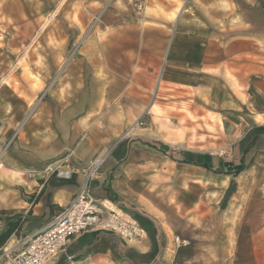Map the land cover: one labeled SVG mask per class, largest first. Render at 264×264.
Segmentation results:
<instances>
[{"label": "crops", "instance_id": "0c3cea01", "mask_svg": "<svg viewBox=\"0 0 264 264\" xmlns=\"http://www.w3.org/2000/svg\"><path fill=\"white\" fill-rule=\"evenodd\" d=\"M214 11L226 15L208 8L202 10L203 19L196 14L186 17L192 23L191 31L198 33L188 42L193 49L191 64L196 68L202 63L203 49L214 43L199 36L235 26L214 24L209 17ZM110 20L106 19L102 30V55L91 43L86 59L80 57L77 65L65 66L60 86L48 97L37 119L30 127L19 126V130L25 129L23 135L1 157L0 166L11 172L16 184L27 194H35L30 205L22 200L23 204L13 207L7 223L18 218L23 222L8 241L16 243L43 228L78 192L84 181L82 173L75 171L64 179L43 171L49 164L58 165L75 148L72 162L106 156L92 181L93 194L129 211L147 234L140 241H128L90 230L74 237L51 264H217V250L226 241L241 240L248 224L258 225L259 221L263 226V216L248 219L245 213L249 203L259 197L264 130L243 114L242 101L213 83L205 94L213 105L193 104L182 115L151 112L139 96L150 90L148 64L166 45L167 24L161 20L152 27ZM237 40L229 44L232 49L239 44L235 51L245 46ZM183 42L178 41L177 52L186 47ZM136 65L142 72L148 70L147 75L136 74ZM253 89L256 106L263 108L264 74L254 80ZM12 111L10 101L0 103V148L22 121V115L11 116ZM141 117L147 119L146 126L139 127L140 134L129 136ZM94 127L103 134L94 135ZM125 130L126 136L122 134ZM212 146L227 147L226 154L212 151ZM33 171L34 177L25 175ZM175 236L190 244L176 247ZM219 256V264H233L226 252Z\"/></svg>", "mask_w": 264, "mask_h": 264}, {"label": "rangeland", "instance_id": "374dc122", "mask_svg": "<svg viewBox=\"0 0 264 264\" xmlns=\"http://www.w3.org/2000/svg\"><path fill=\"white\" fill-rule=\"evenodd\" d=\"M208 8L226 13L223 16L211 12L209 17L214 24L223 27L230 22L235 26L199 36L213 41L216 46L213 43L203 49L200 54L202 63L200 68H196L191 64L193 49L188 42L198 33L191 31L192 23L186 17L196 14L203 19L202 10ZM107 18L112 19L111 23L124 20L155 27V23L162 20L167 24L166 45L159 56H153L152 63L148 64L151 71L150 90L139 96L146 100L151 112L182 115L193 104L213 105L205 95L209 91L208 84L213 83L222 92L242 101L245 105L243 114H248L253 123L264 130V107L256 106L253 94L254 80L264 74V0H0V103L10 101L13 104L11 116L22 115V121L12 129L5 145L0 148L1 164V157L8 146L25 131L19 130V126L30 127L48 97L60 86L65 66L77 65L80 57L86 59L91 43L94 45L92 49L102 55L101 43L105 39L102 30L106 28ZM237 39L245 45L239 51H235L239 44L237 48L229 47ZM179 40L184 41L186 47L177 52ZM54 60L56 63L53 64ZM83 66L86 67L85 64ZM135 67L136 74L147 75L148 70L142 72L139 66ZM85 76L87 78L86 72ZM146 124L145 117L137 119L134 123L136 129L129 136L140 134L139 127L143 128ZM101 130L94 127L92 132L102 135ZM86 134L81 138L84 139ZM122 134L126 136L128 131ZM212 147V151L226 154L227 147ZM74 151L75 148L61 157L58 165L49 164L43 171L63 165L77 167L91 161L78 159L72 162L70 155ZM259 166L262 172L260 189L256 192L259 197L249 203L245 216L248 219L263 216L264 222V160ZM32 174L35 172L25 173L28 178L34 177ZM11 175L0 166V234L7 228L15 205L23 204L22 200L30 205L35 200V194H27ZM257 224L246 225L249 229L248 232L242 230L241 240H228L218 248L217 264L223 252L229 254L228 259L233 264H264V223L262 227L259 221ZM257 226L258 231L255 230ZM14 243L15 240L11 244L9 240L7 246Z\"/></svg>", "mask_w": 264, "mask_h": 264}, {"label": "built area", "instance_id": "2783aa9c", "mask_svg": "<svg viewBox=\"0 0 264 264\" xmlns=\"http://www.w3.org/2000/svg\"><path fill=\"white\" fill-rule=\"evenodd\" d=\"M139 125L140 122L137 127ZM105 159L103 155L77 167H49L46 171L64 179H70L73 172L78 171L84 175V181L71 201L47 225L23 236L10 247L0 248V264H51L74 237L90 230L112 233L128 241L144 239L146 230L129 211L114 201L93 194L92 181ZM174 244L179 248L190 242L175 236Z\"/></svg>", "mask_w": 264, "mask_h": 264}, {"label": "trees", "instance_id": "16d2710c", "mask_svg": "<svg viewBox=\"0 0 264 264\" xmlns=\"http://www.w3.org/2000/svg\"><path fill=\"white\" fill-rule=\"evenodd\" d=\"M38 197H36V200L38 199ZM22 222V218H18L14 221L7 223V228L0 234V246H3L13 235V233L20 229Z\"/></svg>", "mask_w": 264, "mask_h": 264}]
</instances>
